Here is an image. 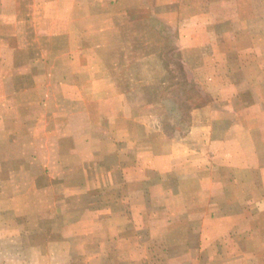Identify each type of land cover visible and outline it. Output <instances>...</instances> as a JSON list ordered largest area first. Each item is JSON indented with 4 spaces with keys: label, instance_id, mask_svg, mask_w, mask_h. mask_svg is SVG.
<instances>
[{
    "label": "crops",
    "instance_id": "crops-1",
    "mask_svg": "<svg viewBox=\"0 0 264 264\" xmlns=\"http://www.w3.org/2000/svg\"><path fill=\"white\" fill-rule=\"evenodd\" d=\"M258 4L0 0V250L144 247L176 220L161 247L264 264Z\"/></svg>",
    "mask_w": 264,
    "mask_h": 264
},
{
    "label": "rangeland",
    "instance_id": "rangeland-1",
    "mask_svg": "<svg viewBox=\"0 0 264 264\" xmlns=\"http://www.w3.org/2000/svg\"><path fill=\"white\" fill-rule=\"evenodd\" d=\"M235 1L238 2V0ZM258 5L261 6V15H264V1L260 0ZM262 24L264 25V23ZM164 34L170 36L167 31ZM232 45L230 48H237L236 44ZM231 67H236V63L234 62ZM112 201L116 203L115 198ZM155 207L149 210L154 211ZM151 222L152 227L157 226V221ZM179 222L181 221L175 220L163 224L167 233L164 236L153 235V239L149 235L142 236L144 247H5L4 250H0V262L2 264H30L29 262L32 264H168V260L172 257L181 259V264H221L222 258L224 260L222 263L227 261L226 253L222 252L219 245L197 247L199 250L190 254L188 250H191L192 247H161L163 240H165L166 246H180L183 240H188V236L169 234L170 231L173 233L179 231L177 228ZM52 239L54 245L62 242V237L57 235ZM158 243L160 246H157Z\"/></svg>",
    "mask_w": 264,
    "mask_h": 264
}]
</instances>
